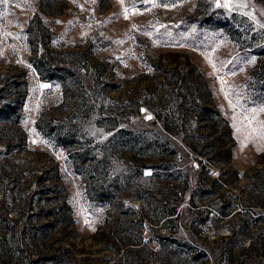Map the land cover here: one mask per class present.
I'll return each instance as SVG.
<instances>
[{"label": "rangeland", "instance_id": "obj_1", "mask_svg": "<svg viewBox=\"0 0 264 264\" xmlns=\"http://www.w3.org/2000/svg\"><path fill=\"white\" fill-rule=\"evenodd\" d=\"M0 109V264H264V0H0Z\"/></svg>", "mask_w": 264, "mask_h": 264}, {"label": "trees", "instance_id": "obj_2", "mask_svg": "<svg viewBox=\"0 0 264 264\" xmlns=\"http://www.w3.org/2000/svg\"><path fill=\"white\" fill-rule=\"evenodd\" d=\"M46 67L43 66V69L45 70ZM37 70L39 72H50V71H43L42 67H38L37 66ZM65 72V71H62ZM52 76H46L45 79L46 80H52ZM2 111V109H0ZM11 111L12 109H10L9 107H5V111ZM128 134V138L130 140L135 141L136 144H138L139 147H143L142 149H144V151H148L149 147H154L153 143H149V140L147 141L145 139V137L140 136L139 134H131L129 132H127ZM135 144V145H136ZM63 148H65L66 151H68V153H70V161L72 163V166L74 164V158L78 157V158H85V154L84 153H74V155L72 156L71 151H73V149H71L69 146L67 145H63ZM71 149V150H70ZM138 175L141 176L142 175V167L140 166L138 169ZM152 176V175H151ZM125 179V177H124ZM98 194V198H105L108 196V193L103 191L102 189L98 188V186L96 187V191H89V195L91 194ZM137 199H139V203L143 206V208H138L137 210H130L131 212H133L134 214H138L139 215V222L136 223V226L139 225L140 221L147 216V214L150 212L152 214L153 217H158V220H165L163 227L167 228V224L171 223V217L173 215H175V208H170V209H163L161 212H157L152 208V205L154 203H151V201L153 202V197H143V195H141V193H138V195L136 196ZM3 203L0 202V229L2 231H4L5 234H13L15 233V227H13L14 225H11L10 222L7 219H3V216L5 215V212L3 211V207H2ZM229 211V209L227 208H223L221 214H226ZM220 216H225V215H220ZM125 221L127 219V216L124 215ZM164 218V219H163ZM205 221L202 220V223ZM254 223H257L258 220L253 221ZM244 226V225H243ZM48 227V224L44 225L41 229ZM244 229V228H243ZM242 231L244 232L245 230H242V228H239V232L238 233H242ZM168 231L165 233H159V235L157 236V246H158V250L156 252V256L157 255H166L168 257V261L166 263H163L159 258L156 257H147L148 253H146V249L144 246L139 247L140 245L138 244L137 246L139 248L136 249L135 254L136 257H139L141 260L144 261H140L139 263H134L131 262L130 259H128L127 264H200L201 262V255L202 253H198L196 254V251L194 250L193 247H190L189 245L181 244L179 246V243L175 242V240L168 235ZM25 233L30 234L32 233L31 229L26 228L25 229ZM124 238H126V240H130L133 239L135 240V243H138L139 241L137 240V236L134 235H125L124 234ZM173 244L175 247H173ZM260 248L258 246H256V244L254 242L249 243L248 245V251H256L259 250ZM39 263H42L39 262Z\"/></svg>", "mask_w": 264, "mask_h": 264}]
</instances>
